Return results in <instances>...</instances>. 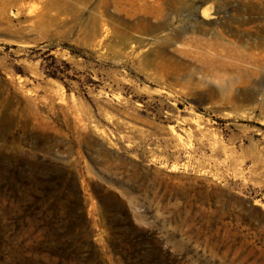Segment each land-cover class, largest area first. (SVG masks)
I'll return each instance as SVG.
<instances>
[{
	"label": "rangeland",
	"instance_id": "1",
	"mask_svg": "<svg viewBox=\"0 0 264 264\" xmlns=\"http://www.w3.org/2000/svg\"><path fill=\"white\" fill-rule=\"evenodd\" d=\"M202 1L0 0V264H264V0Z\"/></svg>",
	"mask_w": 264,
	"mask_h": 264
},
{
	"label": "bare ground",
	"instance_id": "2",
	"mask_svg": "<svg viewBox=\"0 0 264 264\" xmlns=\"http://www.w3.org/2000/svg\"><path fill=\"white\" fill-rule=\"evenodd\" d=\"M209 2H210L209 0L202 1V2L199 4V6H198V10H203V13H204L203 18H204V19H205V18L207 19V17H209V14H210V12H211V10H210L211 8H209V7H205V5H207ZM239 16H240V14H239ZM214 17H215V16H214ZM240 17H241V16H240ZM240 17H239V18H240ZM214 19H215V20H214V21H211L209 25H212V24H218V20H217V18L215 17ZM237 21H240V19H238ZM247 24H249V20L246 21V20L244 19L243 22H242V24H241V26H246ZM155 26H156V29L160 30V29L163 27V24L159 23L158 25L155 24ZM243 29H244V28H243ZM217 32H218V31H217ZM242 32H244V33H248V32H249V29L245 27L244 31H242ZM218 34H220V31L218 32ZM175 35H177L176 32H175ZM170 38H172V37H171V34H169V33L166 34V35L159 36V37L155 38V44H157V42L160 41V40L168 41ZM155 53H156V51H152V52H149L148 55L155 54Z\"/></svg>",
	"mask_w": 264,
	"mask_h": 264
}]
</instances>
